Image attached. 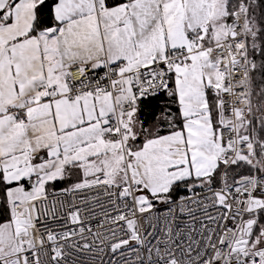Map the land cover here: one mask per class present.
Listing matches in <instances>:
<instances>
[{
	"label": "snow or ice",
	"instance_id": "1",
	"mask_svg": "<svg viewBox=\"0 0 264 264\" xmlns=\"http://www.w3.org/2000/svg\"><path fill=\"white\" fill-rule=\"evenodd\" d=\"M0 264H264V0H0Z\"/></svg>",
	"mask_w": 264,
	"mask_h": 264
}]
</instances>
